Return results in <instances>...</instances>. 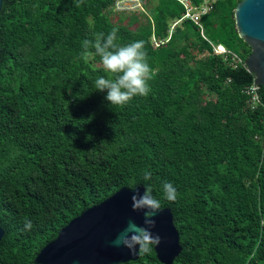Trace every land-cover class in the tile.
<instances>
[{"label":"trees","instance_id":"trees-1","mask_svg":"<svg viewBox=\"0 0 264 264\" xmlns=\"http://www.w3.org/2000/svg\"><path fill=\"white\" fill-rule=\"evenodd\" d=\"M118 1L3 0L0 264H35L71 220L148 184L178 231L173 264H264V89L248 93L241 0H214L199 22L181 2L194 13L203 0H138L142 11L116 15ZM113 28L120 45L144 41L152 69L150 93L124 106L96 91L99 58L81 55ZM136 264L160 263L152 250Z\"/></svg>","mask_w":264,"mask_h":264},{"label":"water","instance_id":"water-1","mask_svg":"<svg viewBox=\"0 0 264 264\" xmlns=\"http://www.w3.org/2000/svg\"><path fill=\"white\" fill-rule=\"evenodd\" d=\"M3 0H0V11ZM238 37L250 48L243 65L254 77V84L264 89V0H241L233 13ZM144 188H123L100 204L71 220L57 237L44 246L34 259L35 264H126L139 259L126 248L113 247L112 241L131 219L143 225L144 213L133 212L131 197L142 195ZM151 219L153 235L160 243L153 246L160 264H173L181 252L178 231L170 210L160 209ZM4 231L0 227V241ZM138 252V249H137Z\"/></svg>","mask_w":264,"mask_h":264},{"label":"clouds","instance_id":"clouds-1","mask_svg":"<svg viewBox=\"0 0 264 264\" xmlns=\"http://www.w3.org/2000/svg\"><path fill=\"white\" fill-rule=\"evenodd\" d=\"M83 3L84 0H79L77 6ZM117 32L118 29L113 28L107 36L100 32L94 34L93 40L85 39L82 42L81 55L85 60L99 58L101 69L107 75L95 79L96 91L106 92L105 100L109 105L124 106L134 97H145L150 93L152 69L148 63L144 41L120 45L116 42ZM142 176L144 181H149L152 173L145 170ZM162 190L165 200L173 202L177 199V190L172 183L164 182ZM152 192V186L148 184L144 187L142 195H132L131 209L133 212L143 211V225H138L130 219L111 242L113 247L126 248L133 255H146L152 252L153 246L160 243L159 235H153L151 232L155 227V220L151 217L160 211L161 201L155 198ZM32 226V221L26 218L24 230H31Z\"/></svg>","mask_w":264,"mask_h":264},{"label":"built area","instance_id":"built-area-1","mask_svg":"<svg viewBox=\"0 0 264 264\" xmlns=\"http://www.w3.org/2000/svg\"><path fill=\"white\" fill-rule=\"evenodd\" d=\"M136 3L139 5L138 0H136ZM181 3L184 5V7L186 9V13H185L184 18H189L195 22H199L201 16L206 14L208 11L211 10V8H212L211 5L213 2L210 3L209 0H203V3L201 4V6L198 9H196L194 13H192L193 9L190 6V4H188L187 2H181ZM215 52L219 53V54H226L227 53V51L221 46H217L215 48ZM257 89H258V87L255 86V84H254L248 90V93H250L252 95V99L255 101L257 100V94H256Z\"/></svg>","mask_w":264,"mask_h":264},{"label":"rangeland","instance_id":"rangeland-1","mask_svg":"<svg viewBox=\"0 0 264 264\" xmlns=\"http://www.w3.org/2000/svg\"><path fill=\"white\" fill-rule=\"evenodd\" d=\"M214 0H209V2H213ZM142 11L141 5L136 3V0H120L116 3L114 7V13L118 14H126L131 12Z\"/></svg>","mask_w":264,"mask_h":264},{"label":"flooded vegetation","instance_id":"flooded-vegetation-1","mask_svg":"<svg viewBox=\"0 0 264 264\" xmlns=\"http://www.w3.org/2000/svg\"><path fill=\"white\" fill-rule=\"evenodd\" d=\"M139 259H140V255H139ZM139 259L137 260V261H135V262H128V263H126V264H130V263H134V264H136V263H138L139 262Z\"/></svg>","mask_w":264,"mask_h":264}]
</instances>
